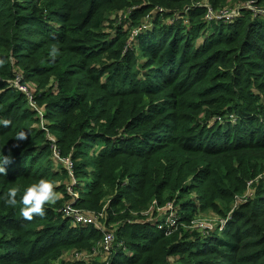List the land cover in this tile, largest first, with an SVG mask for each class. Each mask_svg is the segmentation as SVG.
I'll return each instance as SVG.
<instances>
[{
  "label": "trees",
  "instance_id": "trees-1",
  "mask_svg": "<svg viewBox=\"0 0 264 264\" xmlns=\"http://www.w3.org/2000/svg\"><path fill=\"white\" fill-rule=\"evenodd\" d=\"M225 1L210 0L214 8ZM191 2L0 0V121H11L7 127L0 123V159L12 158L8 174H0V264H51L64 248L91 250L102 236L97 226L74 224L58 211L72 200L65 184L54 183L65 198L56 206L45 205L43 216L26 220L20 215L25 187L40 178L70 180L66 168L57 172L50 166L48 133L62 155L74 161L76 177L95 169L75 206L100 210L109 198L104 228L112 230L122 221L116 236L133 252L129 257L116 247L106 262L90 264H178L177 255L181 264H264L263 183L235 210L221 237L185 227L198 211L218 210V202L233 200L264 171V131L254 126L255 114L264 113V79L258 82V76L264 77V18H250L243 10L233 23L213 24V36L197 47L205 7H194L191 26L177 18L159 21L152 34L137 37L144 61L136 51L126 55L117 47L126 44L128 32L117 28L111 42L99 32L100 13L108 9L125 7L124 15L136 23L157 6L167 18ZM105 55L115 58L106 63ZM135 73L143 78L137 80ZM17 74L23 76L21 83L33 80L43 88L33 95L39 103L35 108L9 83ZM208 95L213 96L202 104L212 100L216 112L239 115L233 128L200 126L196 112L208 110L198 96ZM36 122L44 127L33 126ZM19 131L28 139L15 147ZM10 187L19 189L14 207L5 203ZM167 200L176 210V234L167 235L144 214L127 220L129 211L143 213L153 201L161 207ZM178 232L185 233L183 238Z\"/></svg>",
  "mask_w": 264,
  "mask_h": 264
},
{
  "label": "rangeland",
  "instance_id": "rangeland-1",
  "mask_svg": "<svg viewBox=\"0 0 264 264\" xmlns=\"http://www.w3.org/2000/svg\"><path fill=\"white\" fill-rule=\"evenodd\" d=\"M255 1V0H254ZM196 3H203L206 4L208 6H213L210 2V0H192V2L188 5H185L182 7V9H180V11L178 10L177 12L173 14H169V17H165V16H160L163 15V13H160V11H162L161 8H159L158 6L155 9H152L148 12H146L143 16H139L138 19L136 20L137 22L135 23L132 19H129V15H124V10L126 9L125 7H120L119 9H108L106 11H104L103 13H100L102 16V24H101V28L99 29V32L102 34H106L107 37L105 40H108L109 42H111L113 40V38H115L116 36V30L117 28H120V31H125L128 32L129 36L126 34V44L123 46H117L119 48L122 47V50H124L123 52L127 55L129 52L135 53L138 56V58L141 61H144V59H141L140 56V52L138 50V47L135 46V40L137 39V37L139 35H141L142 33H146L149 32V34H152L155 27V23L159 22V21H164L165 23H170L173 22L174 18H177L178 20H184V24H186L188 27L191 26L190 23V11H192L194 9V6ZM222 6H219L217 8H224V7H230V6H234L237 5L235 0H226L224 4H221ZM261 6L264 7V3L261 4ZM214 7V6H213ZM184 8V9H183ZM172 9V8H170ZM169 11V10H168ZM167 11V12H168ZM250 12V11H248ZM160 14V15H159ZM244 11L242 10L241 15L243 16ZM247 14V13H246ZM251 15H246L248 17H252V13L250 12ZM173 15V16H170ZM160 16V17H158ZM247 17V18H248ZM142 18V19H141ZM240 18V17H239ZM256 19V18H253ZM199 20V19H197ZM202 24H204V28L201 31L200 36L196 39L195 42V46L199 47L201 46L205 41H208V39L211 38V36H213L214 34V29H213V24H208L205 21V15H203L202 17ZM135 34H138L135 38L133 37ZM225 48V47H224ZM247 52H249L248 58L251 57L250 55V49L247 50ZM115 58V55H105L104 56V60L106 63L111 62V59ZM13 62L16 63V61L14 59H12ZM141 67V66H140ZM140 67H139V72H140ZM219 68H222L221 66ZM18 75V74H17ZM21 76V74H20ZM23 77V76H22ZM134 77L138 80V79H142L143 75L140 73H138L136 75H134ZM262 79H264V77H259L258 76V82H260ZM16 82V81H15ZM9 83L13 84L14 80H9ZM25 85L28 93H31V95L33 96L34 94H38L39 92H42L43 88H40L38 83H36L33 80H27V82L22 83ZM260 96L262 97V99H264V91L261 92L260 91ZM213 95H208L207 97H201L198 96V102L201 104L202 108H207L208 112L203 111V109H200V113L196 112L197 116H198V120L197 122L200 123L202 127L205 128H213V127H219V126H223V125H230L232 128L237 124V121H239V115L237 113H235V111H231L228 113H220V112H216V108H217V103L213 102L212 100H210L211 102L208 104H202L203 100H208L212 97ZM36 99L31 100V107L35 108L37 104V100ZM41 113L44 114V108H41ZM235 113V114H234ZM39 115L41 116V114L39 113ZM255 116L257 117V121L255 123V128L258 129L263 128L262 130L264 131V113H256ZM33 126L35 127H40L43 128L44 125L42 122H36L33 124ZM125 133V132H123ZM47 136L50 138H53L56 140V138L54 137V135L52 133H48ZM131 136L126 133L125 137H123L124 140H128L130 139ZM102 141H100V146H102ZM51 160L52 162L50 163V166L52 168L53 171H57L60 172L62 170V167L60 166L59 162H56V160H54V158L51 155ZM88 173L86 176L84 177H76L74 176V181L71 182V180H69L66 177H58V176H54V181L52 182V180H50L53 184L57 183V184H65V186L67 187V192L69 193V195H71V192L77 193L80 197V195L86 191L87 186L86 183L88 181L93 180V173L95 172V169L93 166L88 167L87 168ZM92 175V176H91ZM92 177V178H91ZM249 180H253L251 182V184H249ZM246 183V187L245 189L240 192V193H236L233 200L227 202V201H221L218 202L219 204V208L218 210H213V209H204V210H200L195 214L194 220H195V225L193 227H191V231H195L197 233L196 229L197 227H201V226H208L212 231L210 232L209 230H204L206 232V234H209V236H219L221 237L226 229L227 224L230 222V220H232L233 214L235 213V210H237L240 205L244 204L246 201V198L251 195L253 196L254 194L257 193V187L259 184L263 183L264 184V171H262L261 173H259L258 175H256L254 178L249 179ZM58 196L59 199L57 200V202L54 205L51 206H56L57 204H59L61 201L64 200L65 195L62 191H58V190H54ZM264 191V190H263ZM255 196V195H254ZM192 198H194V200H196V195L193 193L191 195ZM258 197H260V195L258 194ZM71 198L73 199V196H71ZM257 198V195L255 197V199ZM190 199L189 197H186V200ZM109 198L106 199L105 201V205L100 209V210H87L86 208H82L84 210L87 211H94L97 213L101 214V217L104 219L107 217L108 215V203H109ZM169 205L172 203L169 202V200H167L165 202V205ZM197 206H200L199 203H197ZM155 201H153L147 208L145 211L146 212L148 210H151V207H155ZM164 206V205H163ZM162 207V206H161ZM81 208V207H79ZM130 215L132 217L127 218L128 221H131L132 218H136L138 217V214L140 216H142V212H134L133 210L129 211ZM168 219H170L168 217ZM122 223V221H118L112 224L113 228L112 231L115 232L116 234V228L118 229L119 225ZM219 224V225H218ZM218 226H220L218 228ZM78 227L81 228V226L78 225ZM107 227V226H105ZM108 228V227H107ZM186 229H189V227ZM110 230V229H109ZM178 230V229H177ZM175 230L173 232V234L177 231ZM180 230V229H179ZM178 230V231H179ZM172 234V235H173ZM176 234V233H175ZM117 235V234H116ZM185 235L184 232H178V236L179 238H183V236ZM171 236V235H170ZM118 237V236H117ZM193 236L187 238V240L192 239ZM83 250H85L82 247H76V246H70L67 248H64L62 250V255L59 256V258H57L56 260H53L51 264H69L70 263V259L72 257V255L75 252H83ZM126 252L128 254L129 257L132 256L133 252H131L129 250V248L126 249ZM176 263L181 264L183 262L182 257H180L179 255H177L175 258H173Z\"/></svg>",
  "mask_w": 264,
  "mask_h": 264
},
{
  "label": "built area",
  "instance_id": "built-area-1",
  "mask_svg": "<svg viewBox=\"0 0 264 264\" xmlns=\"http://www.w3.org/2000/svg\"><path fill=\"white\" fill-rule=\"evenodd\" d=\"M194 7H205V21L208 24L233 23L236 21V19H238V17H240L242 10L250 11L252 13L253 18H264V7L261 6V4H259L256 0H251L243 4H237L224 8H214L213 6H208L203 3H196ZM161 9L163 10V8ZM137 35L138 34H135L133 37L135 38ZM21 79L22 75L20 76V74H18L13 84H15L22 92L28 95L29 100L31 102V100H33V96L31 95V93H28L25 85L21 83ZM39 113L42 117L43 114L41 113V110H39ZM50 140L52 157L54 158V160H56V162H59L61 167H64L68 170L70 180L72 179L71 182L74 181V161L71 159L70 156L65 157L62 155L61 150L59 149L55 139L50 138ZM252 181L253 180H249V184H251ZM251 195L246 198V201L254 197L255 194L253 196ZM71 196H73V199L69 202H66L58 211H61L65 217L70 218L72 223L74 224H79L83 226H97L101 229L102 236L91 250L85 249L83 250V252H75L71 257L69 264H90L95 259L106 262L109 259L110 254L116 247L122 248L126 251L127 248L125 244L118 240L115 232L104 228L101 214L94 211H87L75 206L76 200L77 198H79V195L77 193L71 192ZM150 209L151 210L143 212L144 216L146 218H149L152 222L158 223L159 228H165L167 235L172 234L175 230L178 229V218L173 205L166 204L162 207L156 205L155 207H151ZM155 212L157 213L156 215L154 214ZM168 217L170 219H168ZM194 223L195 220L193 219L192 222L186 225L185 227H189V229H191V227L195 225ZM219 227L220 226H218V228ZM205 229L209 230L210 228L206 225L197 227L194 230H197L204 236H208L209 234H206V232L204 231ZM209 231L211 232L212 230L210 229ZM172 263L173 261H170V263L168 264Z\"/></svg>",
  "mask_w": 264,
  "mask_h": 264
},
{
  "label": "clouds",
  "instance_id": "clouds-1",
  "mask_svg": "<svg viewBox=\"0 0 264 264\" xmlns=\"http://www.w3.org/2000/svg\"><path fill=\"white\" fill-rule=\"evenodd\" d=\"M53 52H56L53 49ZM2 63V61H0ZM5 127L11 124L10 120L0 121ZM17 144L15 147H19V142L22 140H27L28 135L24 131H19L15 137ZM12 162L10 155H4L0 159V174L7 175V165ZM19 189L17 187H10L4 194L5 203L9 206H16L17 195ZM59 199L58 194L54 191V184L47 178H40L37 182L30 184L25 187L23 191V196L20 201L23 207L20 209V215L26 219L31 220L34 216H43L45 214V205H54Z\"/></svg>",
  "mask_w": 264,
  "mask_h": 264
}]
</instances>
